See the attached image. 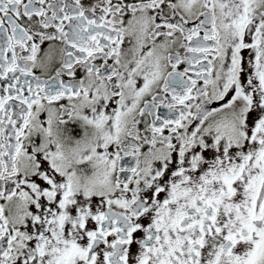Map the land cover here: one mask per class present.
I'll return each mask as SVG.
<instances>
[{
    "label": "snow or ice",
    "instance_id": "obj_1",
    "mask_svg": "<svg viewBox=\"0 0 264 264\" xmlns=\"http://www.w3.org/2000/svg\"><path fill=\"white\" fill-rule=\"evenodd\" d=\"M0 264H264V0H0Z\"/></svg>",
    "mask_w": 264,
    "mask_h": 264
}]
</instances>
